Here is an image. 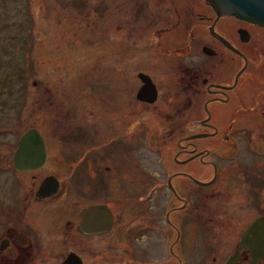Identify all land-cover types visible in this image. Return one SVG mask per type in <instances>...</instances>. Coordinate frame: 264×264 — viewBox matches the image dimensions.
I'll return each instance as SVG.
<instances>
[{
    "label": "flooded vegetation",
    "instance_id": "1",
    "mask_svg": "<svg viewBox=\"0 0 264 264\" xmlns=\"http://www.w3.org/2000/svg\"><path fill=\"white\" fill-rule=\"evenodd\" d=\"M89 23L114 53L111 89L90 93L92 143L79 123L0 111V264H264V234L245 233L257 217L264 229V196L235 202L229 183L239 157L264 168V24L204 0H107ZM43 88L42 102L53 100ZM29 129L40 140L19 145ZM46 130L76 137V155ZM142 146L167 167L160 176L141 163Z\"/></svg>",
    "mask_w": 264,
    "mask_h": 264
},
{
    "label": "rangeland",
    "instance_id": "2",
    "mask_svg": "<svg viewBox=\"0 0 264 264\" xmlns=\"http://www.w3.org/2000/svg\"><path fill=\"white\" fill-rule=\"evenodd\" d=\"M106 8L107 0H0V101L2 105L0 111L7 112V109L11 107H17L19 111L17 116L13 114L14 116L7 120L15 119L22 123L33 120L42 122L43 118L52 121L56 117L55 121L58 119L64 122L66 127L70 123H79L76 127L88 131L85 139L89 140L86 143L93 142L98 130L94 122L89 119L92 111L90 105L94 103L90 93L98 90L96 94L99 96L104 95V91L109 88L111 89L109 80H106L111 73L110 63L107 60L114 53L105 42L103 30H98L100 24L89 23V18L93 11L97 10L103 14ZM121 54L119 58L124 60L123 52ZM14 60L17 65V76L13 75ZM5 75L11 76L4 80ZM38 79L39 82H37ZM95 80H103L104 83L97 84ZM44 84L51 87L50 93L54 96L53 100L52 97L44 99L45 103L42 102L41 97L45 94ZM115 86H117L116 81H114L113 89ZM74 95L84 96L75 99ZM15 98L16 103L11 104L10 102ZM75 101L79 102L75 103ZM56 104L62 107L58 110ZM63 107L66 108L63 109ZM72 107L73 110H71ZM97 109L108 111L111 107L107 106L105 109L99 106ZM46 131L52 147H61L59 152L76 155L73 150L76 148L75 144H79L76 137L62 139L63 135H61V137L55 136L58 139L54 140L51 130ZM75 132V128L69 129L67 134ZM5 137H9V132L5 134ZM167 150L160 151L163 156L162 163L169 154ZM138 154L142 157L141 163L144 162V165L149 166L159 176L167 169L166 166L155 165L158 161V159L155 161L157 156L146 147H140ZM192 166L196 168L198 164L193 163ZM237 166L233 173L236 175H233V180L229 182L235 185L234 201L247 202L249 197L255 198L257 193L259 202L261 195L264 196V193H259L260 188L264 186V175L263 178L254 182L249 178L248 171L253 169L264 171V168L260 169L259 165L253 164L252 160L241 157L237 161ZM199 169L197 174L200 176L204 174V170ZM238 169L241 174H244L242 176L246 184L240 178ZM252 184H256L257 189L259 187L258 192L256 189L251 190L254 194L249 192V189H253L249 188ZM193 231L196 253L199 250L198 237H202L201 227L196 224ZM186 234L187 231L185 235H180L181 248L182 239L187 243L184 237ZM162 257L166 256L163 254Z\"/></svg>",
    "mask_w": 264,
    "mask_h": 264
},
{
    "label": "water",
    "instance_id": "3",
    "mask_svg": "<svg viewBox=\"0 0 264 264\" xmlns=\"http://www.w3.org/2000/svg\"><path fill=\"white\" fill-rule=\"evenodd\" d=\"M217 14H233L235 16L264 24V0H204ZM29 138L39 139L35 129H29L19 137V145H24ZM33 145H38L35 141ZM40 145V144H39ZM34 153V152H33ZM262 217L252 220L245 228V233L253 232L255 235H263Z\"/></svg>",
    "mask_w": 264,
    "mask_h": 264
},
{
    "label": "trees",
    "instance_id": "4",
    "mask_svg": "<svg viewBox=\"0 0 264 264\" xmlns=\"http://www.w3.org/2000/svg\"><path fill=\"white\" fill-rule=\"evenodd\" d=\"M12 50H13V48H12ZM12 69H13V72H14L13 75L17 76V65H16L15 60H14V62H13ZM10 76H11V75H5L4 80H7L8 78H10ZM12 77H13V76H12ZM1 80H2V79H1Z\"/></svg>",
    "mask_w": 264,
    "mask_h": 264
}]
</instances>
